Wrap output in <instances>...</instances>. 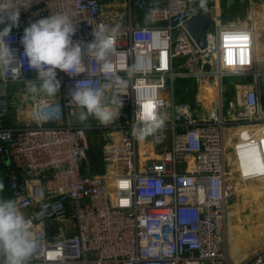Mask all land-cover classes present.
I'll return each instance as SVG.
<instances>
[{"label": "built area", "instance_id": "1", "mask_svg": "<svg viewBox=\"0 0 264 264\" xmlns=\"http://www.w3.org/2000/svg\"><path fill=\"white\" fill-rule=\"evenodd\" d=\"M237 6L247 17L226 19L225 9ZM198 10L210 20L204 48L186 27ZM262 12L264 0H236L231 8L226 0H32L20 6L9 46L24 66L19 79L0 76V158L4 167L7 159L12 163L2 198L15 199L33 221L38 245L29 264H264V249L232 260L228 217L238 191L226 154V132L238 126L264 147ZM53 13L74 19V41H91L100 25L120 26L107 73L85 60L107 85L106 99L122 101L114 123L78 119L70 91L86 74L57 70L61 88L53 98L27 91L26 81L37 73L22 58L21 38L31 23ZM134 64L139 70L127 84L115 80L128 79ZM229 85L234 97L226 101ZM137 95L156 101L164 118L143 140L131 133ZM56 103L58 116L52 114ZM96 134L99 139L91 137ZM98 143L103 162L91 166L104 168L94 172L86 162Z\"/></svg>", "mask_w": 264, "mask_h": 264}, {"label": "clouds", "instance_id": "2", "mask_svg": "<svg viewBox=\"0 0 264 264\" xmlns=\"http://www.w3.org/2000/svg\"><path fill=\"white\" fill-rule=\"evenodd\" d=\"M32 0H0V76H11L13 80L21 77L24 59L17 60L9 46L13 27H19L20 6L27 8ZM150 13L146 20H151ZM120 26L105 28L100 25L92 31L91 41H74L77 24L65 13H53L41 18L24 29L21 38L22 58H26L29 69L35 70L37 78L26 81L27 91L36 96L53 98L61 88L57 79V70L71 77L85 75L86 78L76 82L70 91L71 102L79 109L78 119L85 122L89 117L101 125L114 123L120 114L122 101L119 97L107 100V85L102 79L95 78L89 71L91 61L105 70L111 67V57L116 53V40ZM15 65V66H14ZM139 70L132 65L127 71V78L116 76L115 80L127 84ZM138 110L135 122L131 126L133 137L143 140L153 136L164 126V118L158 110L156 101L136 96ZM118 105V108L113 107ZM48 107L47 104L42 105ZM53 115L62 114L58 103L52 108ZM4 190L0 182V192ZM38 241L34 235L33 221L21 212L18 202L11 198L0 197V264H29L37 249Z\"/></svg>", "mask_w": 264, "mask_h": 264}, {"label": "rangeland", "instance_id": "3", "mask_svg": "<svg viewBox=\"0 0 264 264\" xmlns=\"http://www.w3.org/2000/svg\"><path fill=\"white\" fill-rule=\"evenodd\" d=\"M224 17L233 19L241 17L245 19L247 12L242 7L225 9ZM226 101L233 99L234 89L229 85ZM226 103V102H225ZM87 121L97 122L92 117ZM86 121V122H87ZM247 135L240 127L232 128L226 132V154L228 166L236 181L238 195L229 207L228 217V238L233 250L231 256L233 262H239L244 258L251 257L264 249V147L258 144L255 148L247 145L254 143L243 135ZM97 139L100 134L92 135ZM96 143V142H95ZM94 145V151L88 155L86 167L94 172L101 171L104 163L91 166L92 163L102 161L97 156L100 144ZM6 167L3 166L0 158V179L6 176L5 169H12L11 159H7ZM4 175V176H3ZM5 196L6 189L2 191ZM1 196V197H2Z\"/></svg>", "mask_w": 264, "mask_h": 264}, {"label": "water", "instance_id": "4", "mask_svg": "<svg viewBox=\"0 0 264 264\" xmlns=\"http://www.w3.org/2000/svg\"><path fill=\"white\" fill-rule=\"evenodd\" d=\"M236 3V0H226V7L231 8ZM210 25V20L202 10L194 13L191 19L186 22V27L194 38L196 43L204 48L207 46V31Z\"/></svg>", "mask_w": 264, "mask_h": 264}, {"label": "crops", "instance_id": "5", "mask_svg": "<svg viewBox=\"0 0 264 264\" xmlns=\"http://www.w3.org/2000/svg\"><path fill=\"white\" fill-rule=\"evenodd\" d=\"M260 50L264 52V37L262 38ZM247 145L251 146L252 148H255L258 144H256V142H255V143H249ZM228 240H229V238H228ZM228 244H229V249H230V252H231V250H233L232 245H231V241Z\"/></svg>", "mask_w": 264, "mask_h": 264}, {"label": "bare ground", "instance_id": "6", "mask_svg": "<svg viewBox=\"0 0 264 264\" xmlns=\"http://www.w3.org/2000/svg\"><path fill=\"white\" fill-rule=\"evenodd\" d=\"M259 17H264V12H262V13L259 15ZM260 29H261V30L258 29V31H261V32H260V33H261V37H260V46H261L262 38L264 37V33H263L264 29H263V28H260Z\"/></svg>", "mask_w": 264, "mask_h": 264}, {"label": "flooded vegetation", "instance_id": "7", "mask_svg": "<svg viewBox=\"0 0 264 264\" xmlns=\"http://www.w3.org/2000/svg\"><path fill=\"white\" fill-rule=\"evenodd\" d=\"M0 182H3L4 188L6 189V178H3ZM2 196V192H0V197Z\"/></svg>", "mask_w": 264, "mask_h": 264}]
</instances>
